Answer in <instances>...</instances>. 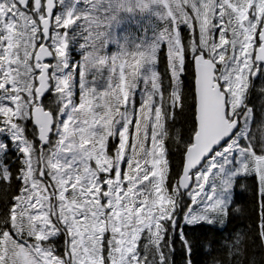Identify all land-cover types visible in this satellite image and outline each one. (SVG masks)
<instances>
[{
	"label": "snow or ice",
	"instance_id": "6c2138e0",
	"mask_svg": "<svg viewBox=\"0 0 264 264\" xmlns=\"http://www.w3.org/2000/svg\"><path fill=\"white\" fill-rule=\"evenodd\" d=\"M0 264H264V0H0Z\"/></svg>",
	"mask_w": 264,
	"mask_h": 264
},
{
	"label": "trees",
	"instance_id": "16d2710c",
	"mask_svg": "<svg viewBox=\"0 0 264 264\" xmlns=\"http://www.w3.org/2000/svg\"><path fill=\"white\" fill-rule=\"evenodd\" d=\"M197 258H198V259H206L207 257L201 255V256H199V257H197Z\"/></svg>",
	"mask_w": 264,
	"mask_h": 264
}]
</instances>
